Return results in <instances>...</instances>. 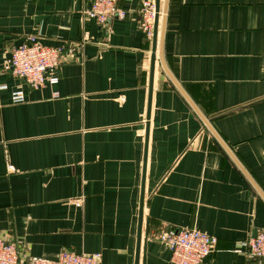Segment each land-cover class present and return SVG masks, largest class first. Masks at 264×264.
<instances>
[{
	"label": "crops",
	"instance_id": "obj_1",
	"mask_svg": "<svg viewBox=\"0 0 264 264\" xmlns=\"http://www.w3.org/2000/svg\"><path fill=\"white\" fill-rule=\"evenodd\" d=\"M93 1L0 0V237L136 264L149 123L139 264H172L153 238L187 227L217 238L201 264H264L243 245L264 229V0H161L149 120L141 0H117L127 16L107 26ZM31 34L81 45L58 84L7 68Z\"/></svg>",
	"mask_w": 264,
	"mask_h": 264
},
{
	"label": "built area",
	"instance_id": "obj_2",
	"mask_svg": "<svg viewBox=\"0 0 264 264\" xmlns=\"http://www.w3.org/2000/svg\"><path fill=\"white\" fill-rule=\"evenodd\" d=\"M84 12L88 18L95 19L103 26H107L115 18L127 16V12L117 6V0H94ZM138 14L146 38L152 40L157 16L156 0H141ZM68 46L73 49L81 45L69 43L49 46L41 41L39 35L31 34L24 44L12 49L6 65L14 75L25 80L33 88L56 85L60 80L57 68ZM55 95H58V92H55ZM24 99L23 92H17L13 96L15 102ZM12 167L10 166L11 169ZM81 204L82 202H77V205ZM153 239L170 248L172 264H201L215 251L217 243L215 236L190 227L171 228L155 235ZM243 245L248 255L263 258L264 229ZM0 264H102V254L62 251L56 258H48L27 254L21 244L0 237Z\"/></svg>",
	"mask_w": 264,
	"mask_h": 264
},
{
	"label": "water",
	"instance_id": "obj_3",
	"mask_svg": "<svg viewBox=\"0 0 264 264\" xmlns=\"http://www.w3.org/2000/svg\"><path fill=\"white\" fill-rule=\"evenodd\" d=\"M160 8H161V0H156L157 16H156V22H155V27H154V36H153V40H152V52H151L150 73H149V102H148V114H147L148 120L150 119V116H151L152 95H153V91H154V83H155V76H156V65H157V61H158V53H157L158 42L160 43V47H161L163 32H164V27H162L161 28V36H160V40H159ZM166 11H167V8L165 6L162 26H165ZM160 54H161V60L163 61L162 53L160 52ZM206 122L210 126L208 121H206ZM147 125H148V127H147V136H146V150H145V156H144V173H143L142 198H141V205H140V218H139V227H138V245H137V254H136V264H139V262H140V242H141V236H142V219H143L144 202H145L144 186H145V176H146L149 123H147ZM210 128L212 129L211 126H210Z\"/></svg>",
	"mask_w": 264,
	"mask_h": 264
},
{
	"label": "bare ground",
	"instance_id": "obj_4",
	"mask_svg": "<svg viewBox=\"0 0 264 264\" xmlns=\"http://www.w3.org/2000/svg\"><path fill=\"white\" fill-rule=\"evenodd\" d=\"M162 4V3H161ZM160 12H161V8H160ZM159 25H160V21H159Z\"/></svg>",
	"mask_w": 264,
	"mask_h": 264
}]
</instances>
